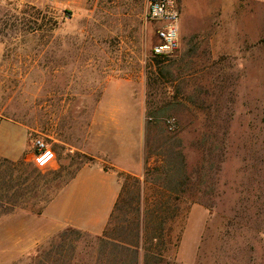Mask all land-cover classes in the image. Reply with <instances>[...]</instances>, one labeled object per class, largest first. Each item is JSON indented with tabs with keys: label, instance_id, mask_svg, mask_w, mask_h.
<instances>
[{
	"label": "rangeland",
	"instance_id": "rangeland-1",
	"mask_svg": "<svg viewBox=\"0 0 264 264\" xmlns=\"http://www.w3.org/2000/svg\"><path fill=\"white\" fill-rule=\"evenodd\" d=\"M176 1L180 48L162 58L148 0H0V122L22 126L21 156H0V199L12 202L0 222L15 214L20 232L85 165L118 171L119 221L188 175L181 238L162 260H96L100 236L68 229L29 253L0 247V264H36L47 247L57 264H264V0ZM37 138L56 153L47 167ZM122 153H141L144 174L120 170Z\"/></svg>",
	"mask_w": 264,
	"mask_h": 264
},
{
	"label": "crops",
	"instance_id": "crops-1",
	"mask_svg": "<svg viewBox=\"0 0 264 264\" xmlns=\"http://www.w3.org/2000/svg\"><path fill=\"white\" fill-rule=\"evenodd\" d=\"M13 129V132H11ZM22 129L18 123L3 120L0 122V156L18 158L22 151L16 133ZM115 163L120 170L137 176L144 174V161L141 153L117 154ZM135 160L136 167H127L125 161ZM123 183L114 168H105L100 163L83 166L75 177L57 194L41 215L33 223L20 219V232H15L8 221L16 218L12 214L0 222V229L7 231L6 238L12 244L0 241V247H21V254L29 253L48 242L63 230L76 229L95 236L105 232ZM30 224V225H29ZM32 225H36L33 227ZM16 243L15 245H13Z\"/></svg>",
	"mask_w": 264,
	"mask_h": 264
},
{
	"label": "trees",
	"instance_id": "trees-1",
	"mask_svg": "<svg viewBox=\"0 0 264 264\" xmlns=\"http://www.w3.org/2000/svg\"><path fill=\"white\" fill-rule=\"evenodd\" d=\"M27 28L28 31H35L40 27L28 25ZM4 161L8 160L4 159ZM149 172L150 169H147L145 175ZM127 176L131 178L129 174ZM179 176L175 184L165 182L161 185L163 192L153 189L150 198L144 202L142 214H138L135 218L126 217L122 221L117 219L115 213L119 205L118 199L105 232L94 240L93 245L102 247H91L95 259L119 262L130 260L138 263L140 251H144L146 259H164V253L169 249L167 246H177L181 238L180 232L173 235L174 223L182 215L180 195L185 193L184 180H188V175L183 171ZM134 180L141 182L138 178ZM141 183L145 191L147 184L153 181L145 180ZM1 202L8 205L12 203L10 199H0ZM162 222L166 224L163 225ZM58 249V247H47L46 252L42 250L39 254L41 258L36 264H57L60 260Z\"/></svg>",
	"mask_w": 264,
	"mask_h": 264
},
{
	"label": "built area",
	"instance_id": "built-area-1",
	"mask_svg": "<svg viewBox=\"0 0 264 264\" xmlns=\"http://www.w3.org/2000/svg\"><path fill=\"white\" fill-rule=\"evenodd\" d=\"M146 16L156 22V42L152 53L157 57H170L180 48L182 11L176 0H148ZM34 161L40 168L49 166L56 153L43 138L35 140Z\"/></svg>",
	"mask_w": 264,
	"mask_h": 264
}]
</instances>
